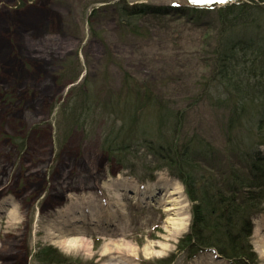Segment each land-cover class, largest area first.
<instances>
[{
  "label": "rangeland",
  "instance_id": "1",
  "mask_svg": "<svg viewBox=\"0 0 264 264\" xmlns=\"http://www.w3.org/2000/svg\"><path fill=\"white\" fill-rule=\"evenodd\" d=\"M103 1L0 0V264H41L35 254L48 245L66 256L61 264L173 258L191 221L184 185L166 169L155 180L144 178L143 153L131 160L140 173L132 174L102 147L106 128L117 124L106 105L126 72L147 80L174 109L187 110L183 138L200 134L224 146L226 113L195 101L209 71L204 29L150 19L135 33L118 24L119 0ZM143 1L218 7L230 0ZM75 84L82 87L75 98L88 91L96 111L70 129L67 100ZM178 217L188 224L173 236ZM256 219L251 241L264 264V213ZM65 240L81 243L67 249ZM170 264L229 263L205 252Z\"/></svg>",
  "mask_w": 264,
  "mask_h": 264
},
{
  "label": "trees",
  "instance_id": "2",
  "mask_svg": "<svg viewBox=\"0 0 264 264\" xmlns=\"http://www.w3.org/2000/svg\"><path fill=\"white\" fill-rule=\"evenodd\" d=\"M115 9L118 24L135 33L141 31L143 20L150 19L159 25L175 20L176 27L203 28L209 42V71L199 79L195 101L209 100L226 113L225 141L219 148L200 134L183 138L187 110L174 109L159 99L147 80L129 72L118 95L107 102L117 119L104 134L102 147L108 158L138 175L131 160L143 153L147 161H141L143 177L155 180L156 171L168 170L182 182L191 202L188 231L173 258L161 261L170 264L179 255L190 261L211 252L229 264H258L251 237L254 219L264 213V4L230 0L218 7H200L119 0ZM211 15L215 19L209 21ZM79 86L70 88L67 100L70 129L82 127L96 111L88 91L75 98ZM35 255L41 264L67 259L50 245Z\"/></svg>",
  "mask_w": 264,
  "mask_h": 264
},
{
  "label": "bare ground",
  "instance_id": "3",
  "mask_svg": "<svg viewBox=\"0 0 264 264\" xmlns=\"http://www.w3.org/2000/svg\"><path fill=\"white\" fill-rule=\"evenodd\" d=\"M83 188V187H82ZM180 192H183L182 190ZM2 193V190L0 189V196H1ZM173 194H176L175 192H173ZM172 201H176V200H172ZM175 204H178L177 202H175ZM174 204V205H175ZM179 206V205H178ZM174 208H178L175 206H170L168 207L166 210H171V209H174ZM256 224H259V219H256L254 220ZM172 224V235H176V234H179L183 231V229H185V225L188 224V222L184 221V218L183 217H178V218H175L174 221L171 222ZM113 242H115V246L119 247V243L117 240H114ZM80 244L81 243V240H72V241H69V240H65L63 241V244L64 246L67 248V249H71L72 247H74L75 245L77 244ZM122 257V256H121ZM123 257H126L123 256ZM131 258H134L132 256H130Z\"/></svg>",
  "mask_w": 264,
  "mask_h": 264
},
{
  "label": "water",
  "instance_id": "4",
  "mask_svg": "<svg viewBox=\"0 0 264 264\" xmlns=\"http://www.w3.org/2000/svg\"><path fill=\"white\" fill-rule=\"evenodd\" d=\"M218 258H221L222 259V257L220 255H218Z\"/></svg>",
  "mask_w": 264,
  "mask_h": 264
},
{
  "label": "snow or ice",
  "instance_id": "5",
  "mask_svg": "<svg viewBox=\"0 0 264 264\" xmlns=\"http://www.w3.org/2000/svg\"><path fill=\"white\" fill-rule=\"evenodd\" d=\"M222 2H224V0H222Z\"/></svg>",
  "mask_w": 264,
  "mask_h": 264
}]
</instances>
